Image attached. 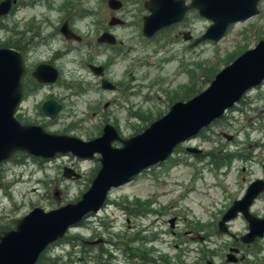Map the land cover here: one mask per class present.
Returning a JSON list of instances; mask_svg holds the SVG:
<instances>
[{"label":"rangeland","instance_id":"1","mask_svg":"<svg viewBox=\"0 0 264 264\" xmlns=\"http://www.w3.org/2000/svg\"><path fill=\"white\" fill-rule=\"evenodd\" d=\"M107 1L18 0L0 19V44L22 36L28 43L24 52L30 69L47 62L59 72L55 84L37 87L27 98L18 119L45 122L47 131L83 139L99 135L106 123L115 122L121 138L127 139L165 115L174 102L188 99L191 87L206 88L218 71L264 38V0L258 15L232 25L219 42L206 41L194 48L189 44L211 24L195 10L182 23L146 38L142 22L148 12L143 2L148 0H120L123 6L117 11ZM111 16L125 24L111 28L118 43L106 49L96 38L108 28ZM63 21L85 38L82 45L69 46L58 32ZM56 52L60 57L52 61ZM90 62L108 65V76L120 85L116 92L100 88L87 67ZM48 98L62 105L50 121L40 110ZM187 148L201 152L189 154ZM23 155L16 153L13 162L0 166V220L6 226L33 207L49 210L75 202L100 167L97 161L78 162L69 156L26 160ZM222 160L225 165L216 169L213 163ZM70 164L82 172L80 180L64 177L63 167ZM263 164L264 81L247 91L220 121L177 146L164 163L111 190L100 212L70 229L43 255L61 258L62 264H206L208 260L230 264L226 254L239 246L247 223L238 216L228 224L237 237L233 239L218 232L217 222L249 183L264 180ZM252 213L264 217V195ZM172 218L176 221L170 228ZM98 239L99 244L91 243ZM242 250L246 259L234 264H264V237L246 249L249 253Z\"/></svg>","mask_w":264,"mask_h":264},{"label":"water","instance_id":"2","mask_svg":"<svg viewBox=\"0 0 264 264\" xmlns=\"http://www.w3.org/2000/svg\"><path fill=\"white\" fill-rule=\"evenodd\" d=\"M260 1L190 0L186 4L185 0H148L144 3L148 14L143 17L142 34L150 38L158 31L181 22L187 11L197 10L200 17L212 24L190 47L206 40L217 42L231 24L258 14L257 5ZM13 3L15 0L0 1V18L9 13ZM108 7L116 11L122 7V3L108 0ZM121 24L123 22L115 17L109 22V26ZM61 32L67 39L79 40L66 23ZM97 42L112 45L116 39L106 32ZM100 69L91 67L97 75L101 74ZM24 72L21 53L11 48H0V163L15 152L44 159L68 153L80 159H93L94 154H98L100 168L88 189L75 203L49 212L34 208L17 220L14 229L0 232V264H35L50 244L61 239L84 216L96 213L111 188L126 183L145 168L166 160L177 145L196 136L238 102L246 91L258 86L264 79V39L218 72L201 93L185 102L172 104L165 115L140 134L126 140H122L110 125L104 126L100 137L84 141L73 136L49 133L40 125L21 124L15 114L23 97ZM32 77L40 84L54 83L58 72L48 64H39L33 70ZM103 87L113 89L106 82H103ZM60 110L61 105L54 100H47L42 105L43 114L51 120L56 118ZM114 141L121 142L122 147H113ZM187 151L200 153L198 149L188 148ZM64 176L80 178L69 168L64 169ZM263 191V180L249 184L245 195L235 200L222 217L218 231L227 233V222L241 214L248 222L250 232L241 241L250 243L256 237H262L264 219L251 215L249 207ZM169 223L173 228L174 219ZM227 261H233L232 254L227 256Z\"/></svg>","mask_w":264,"mask_h":264},{"label":"flooded vegetation","instance_id":"3","mask_svg":"<svg viewBox=\"0 0 264 264\" xmlns=\"http://www.w3.org/2000/svg\"><path fill=\"white\" fill-rule=\"evenodd\" d=\"M17 2H18V0H16V3L15 4H17ZM16 7V6H15ZM65 22H68V24H69V21H63V23H62V25L65 23ZM108 26H109V21H108ZM67 28L70 30V31H72L74 28H72L70 25L68 26L67 25ZM72 30H71V29ZM58 32L60 33V28L58 29ZM73 33L75 32L74 30L72 31ZM108 33V32H111V28H104L103 30H101V32H100V34H98V36H97V38H96V43L98 44V45H103V47H105L106 49L107 48H112V47H117V44H115V45H110V44H107V43H98L97 42V39L98 38H100L101 37V35L102 34H104V33ZM76 33V32H75ZM19 36H17L16 37V41L19 43L18 44V51L21 53V55H22V57H23V61H24V65H25V74H24V77H23V100H22V102H21V104H20V106L18 107V111H17V114L19 113V111L21 110V109H23L24 107H23V104L24 103H26V101H27V98L31 95V94H33V92L35 91V90H37L38 88H37V86L39 87V88H43V87H45V86H49V85H39L37 82H36V80L32 77V71H33V69H30L29 68V63H28V57L25 55V46H28V43H24V41H23V37L22 36H20L19 38H18ZM189 37V36H188ZM79 38H80V41H69V40H67V43L69 44V46H72V45H75V46H77V45H82L84 42H85V38L84 37H81V36H79ZM67 50H68V52H72V51H74V50H71V49H68L67 48ZM58 52H60V51H58ZM97 53V52H96ZM96 53H92V54H96ZM60 56H59V54L56 52L55 54H54V56L51 58V60L52 61H54L55 59H58ZM42 63H47V62H42ZM48 64H50V63H48ZM91 65H95V66H97V67H99V68H101L100 69V75H95V74H93V75H95V77H96V79H98L99 80V85H100V88L103 90V91H108V92H116L118 89H119V87H120V85H118L117 83H115L114 81H112V79L110 78V76H108V65L106 64V63H103V64H96V63H88L87 64V67H88V69H90V66ZM109 65H111V64H109ZM37 66V65H36ZM25 81H27V83L25 82ZM29 82H30V84H32V87H31V89L29 88ZM103 82H106V84H108V85H111L112 87H113V89L112 90H106V89H103L101 86L103 85ZM25 93H26V95H25ZM49 99H51V98H48V99H46V100H49ZM45 100V101H46ZM44 102V101H43ZM62 106V105H61ZM41 107H42V105H41ZM26 108V107H25ZM42 116L44 117L43 119L44 120H49L50 121V119H48L46 116H44L43 115V113H42ZM23 119L25 120H22V119H19V120H21L22 121V123L23 124H37V125H41L42 127H44L45 129H46V123L45 122H37L36 120H31L30 118H27V117H23ZM45 124V125H44ZM107 124H109V123H106L105 125H107ZM104 125V126H105ZM109 125H111L113 128H115L116 129V125H115V122L113 123V124H109ZM103 126V127H104ZM103 127H102V129H101V132H100V134L99 135H97V136H94L93 138H89V137H92V136H86V139H83V140H85V141H88V140H91V139H94V138H97V137H100L101 135H102V132H103ZM81 138V137H80ZM116 143H118V145H116ZM112 146L113 147H119V146H121V144L119 143V142H113L112 143ZM19 154H23V153H19ZM67 156H69V155H67ZM58 157H60V156H58ZM23 158L24 159H26V160H29L30 158L31 159H36V160H39L40 158H35V157H32V156H28V155H26V154H24L23 155ZM12 159H13V157L10 159V160H8L7 162H9V161H11V162H13L12 161ZM18 159H16L15 160V162H18V163H20L19 161H17ZM42 160H44V159H42ZM76 161H78V162H82L81 160H79V159H76ZM7 162H5V163H7ZM42 162H46V161H42ZM2 165V164H1ZM0 165V166H1ZM68 167H71L72 169H74V170H79V172H80V169L75 165V164H70V166H68ZM64 168V167H63ZM0 175H2V173H0ZM81 175L83 176V174H82V172H81ZM82 176H81V178H82ZM1 177V176H0ZM80 178V179H81ZM80 179H77V180H80ZM1 185V184H0ZM37 207H40V206H37ZM35 207H33L32 209H34ZM31 209V210H32ZM51 209H53V208H51ZM30 210V211H31ZM50 210V209H49ZM29 211V212H30ZM256 216V215H255ZM23 217V216H22ZM21 218V217H20ZM19 219V218H18ZM18 219H12V224H11V226H6L5 224H2V222H1V220H3V219H1L0 220V232H2V231H10V230H12V229H14L15 228V225H16V221L18 220ZM255 242H253V243H247V244H244V243H242V242H239V246H235V247H230L229 248V250L230 249H235L236 251V254H235V256H233V259H234V262L233 263H238V262H241V261H244L245 259H246V255L245 254H243L244 253V251L242 250V249H251L252 248V246H253V244H254ZM236 245V244H235ZM229 250H228V252H229ZM246 252L247 253H249V251H247L246 250ZM226 257H227V254H226ZM225 257V258H226Z\"/></svg>","mask_w":264,"mask_h":264},{"label":"trees","instance_id":"4","mask_svg":"<svg viewBox=\"0 0 264 264\" xmlns=\"http://www.w3.org/2000/svg\"><path fill=\"white\" fill-rule=\"evenodd\" d=\"M18 42L15 40H8V41H5L4 43H1L0 44V47L1 46H4V47H11V48H14V49H17L18 50ZM214 77V76H213ZM210 82V81H209ZM191 92H189L186 96L189 98V97H192L194 95H196L197 93H199L201 90H195L194 87H191ZM184 98H186L184 96ZM181 101V100H180ZM221 119H219L218 121H220ZM223 157H226L227 160L229 158H231L230 155H222ZM218 163V164H217ZM217 163H213L215 165V168L216 169H220L222 168L224 165H225V160H222V161H217ZM75 237H73L71 240H74ZM81 246L83 247V243L81 244ZM86 248V246L84 247ZM84 248H82L84 250ZM82 250V251H83ZM102 253V252H101ZM103 254V253H102ZM61 258H58V257H55L53 259L49 258V257H45L44 255H41V257L39 258L37 264H62V260L60 262ZM70 262H71V259H70ZM69 264V263H68Z\"/></svg>","mask_w":264,"mask_h":264}]
</instances>
